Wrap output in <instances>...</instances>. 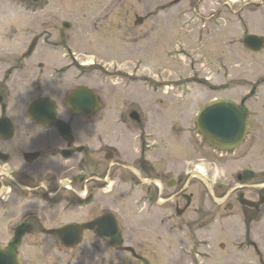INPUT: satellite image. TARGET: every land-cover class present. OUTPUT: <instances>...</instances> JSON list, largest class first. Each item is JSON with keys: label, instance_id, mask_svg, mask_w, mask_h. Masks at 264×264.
Instances as JSON below:
<instances>
[{"label": "rangeland", "instance_id": "rangeland-1", "mask_svg": "<svg viewBox=\"0 0 264 264\" xmlns=\"http://www.w3.org/2000/svg\"><path fill=\"white\" fill-rule=\"evenodd\" d=\"M16 1L11 2L12 23L9 19L6 24L1 18L0 30L11 26L35 34L38 30H59L62 48L74 52L67 55L61 51L62 65L72 58H77L80 69H85L82 64H92L89 70L78 71L76 86L94 90L102 104L89 121L94 125L93 141L96 145L104 139L126 167L120 166L112 179L108 201L92 211L95 216L108 213L116 217L119 243L93 238L88 245L71 250L56 238L26 237L19 250L24 264H229L224 258L229 251L218 249V244L227 242L232 234L224 229L227 223H202L217 214L213 197L221 191L211 189L214 183L224 189L236 188L237 174L253 171L257 179L245 185L247 197L264 186V51L254 54L243 44L249 35L264 38V0H42L30 5L23 16ZM136 17L143 19L142 25H135ZM65 22L72 26L69 31L62 29ZM254 87L258 93L249 98ZM35 91L36 84L32 83L31 93ZM245 98L250 99L245 107L252 116L246 141L228 154L215 151L196 129L197 114L213 101L240 103ZM131 110L146 126V131L135 132L142 133L143 143L148 145L149 134L156 132L158 146L163 152L171 150L175 164L185 160L190 171H197L191 174L195 178L187 181L194 196L189 214L183 219L174 216L170 232L159 230L150 214L138 208L140 198L147 199L151 187L139 188L129 181L122 186L119 181L121 176L125 181L132 175L144 176L131 163L141 147L132 134L126 133L138 124L129 118ZM60 118L82 127V120L72 114L62 112ZM173 173L170 179L178 174ZM36 211L41 215V208ZM51 213L61 216H52L58 220L47 221L44 230L70 223L69 211L59 207ZM19 214L25 213L13 205L0 209L1 246L11 241L20 224ZM177 226L182 229L178 231ZM93 245L99 250L95 258L89 248ZM126 248H132L139 258ZM193 248L197 252L194 255L200 257L188 258L187 263L182 252L189 255Z\"/></svg>", "mask_w": 264, "mask_h": 264}, {"label": "flooded vegetation", "instance_id": "flooded-vegetation-1", "mask_svg": "<svg viewBox=\"0 0 264 264\" xmlns=\"http://www.w3.org/2000/svg\"><path fill=\"white\" fill-rule=\"evenodd\" d=\"M13 1L0 0V20L3 18L6 24L9 19L12 23ZM41 1L16 2L21 4L20 13L23 16L24 12H29L30 5L36 6ZM59 35V30H38L35 34L29 30H13L12 26L0 30V209L6 210L13 205L16 210L20 209V212L25 213L19 214L20 224L13 231L11 241L20 227L23 228L24 239H38L40 235L43 238H56L49 232L66 225L83 227L96 224L106 215H111L102 213L95 216L92 211L96 206L102 208L108 201L112 179L120 166L126 168L124 162H118V158L110 150L112 147L104 144V139L94 144V125L89 121L93 120L98 111L92 117L85 118L69 108L67 102L75 91L80 88L89 89L83 85L76 86L78 71H87L92 64H82L85 69H80L77 58H72L67 59L70 60L68 64L62 65L64 61L59 59L61 51H66L67 55H73L74 52L70 48H62V37ZM32 83L36 84L33 94ZM92 91L99 99L97 93ZM257 93L258 88L252 91V96L249 93L248 97L252 98ZM249 98L243 99L242 102L251 121V113L245 107ZM41 100L45 101L43 112L51 114L54 110L55 122L48 117L45 123L40 124L29 117L31 105ZM62 112L74 115L76 120H82V127H78V123L63 121L60 118ZM133 113L137 112H129V118L132 120ZM139 120L135 126L130 125L135 130L129 129L126 133L132 134L133 141L138 140L141 146L131 163L135 169L143 172L146 178L136 174L126 181V178L121 176L119 181L122 186L128 181L134 182L139 188L149 185L150 195L147 199L140 198L138 208L141 212L150 214L153 225L160 227L159 230L170 232L174 225V216L183 219L189 214L194 196L189 193L191 185L187 181L191 177L195 178V175L191 174L197 171H190L185 160L175 164L171 150L166 149L163 152V147L158 146L160 144L156 132L149 134L148 145L143 143L142 133H135L136 130L146 131V126L140 123V116ZM61 122L69 126L68 136L60 131ZM67 164L68 167L65 166ZM128 170L131 171L130 168ZM173 172L178 174L175 179H170ZM248 173H253L254 177L246 181ZM200 175L204 177L202 173ZM254 179L257 177L253 171H243L236 176L238 187L224 189L218 186L217 182L211 187L213 191H221L220 195L213 197L218 208L217 214L208 217L202 225L227 223L224 229L232 232L226 239L229 243L222 241L218 244V249L223 250V253L229 251L228 255H224L229 264H232L231 261L236 264H264V186L257 187V193L252 197L246 195L248 187L245 185ZM262 184L264 180L261 181ZM115 190L124 192L123 188ZM59 207L63 212H70V223L56 229L44 230L42 226L44 227L47 221L58 220L61 216L51 213ZM39 208L41 215L36 211ZM29 209L33 212L29 213ZM221 209H224V212L219 213ZM177 227L178 231L182 229ZM98 228L94 226L93 229H84L81 243L75 248L83 243L88 245L93 238L107 244L120 242L119 225L117 235L112 238L99 236ZM36 232L41 233L35 234ZM188 247L184 246L186 249ZM89 248L91 257H98L97 247L93 245ZM126 251L135 259L139 258L132 248H126ZM194 252V248L191 250L192 255L190 252L189 255L182 252L181 257L188 263V258L194 259L195 255L200 257V254L194 255Z\"/></svg>", "mask_w": 264, "mask_h": 264}, {"label": "water", "instance_id": "water-1", "mask_svg": "<svg viewBox=\"0 0 264 264\" xmlns=\"http://www.w3.org/2000/svg\"><path fill=\"white\" fill-rule=\"evenodd\" d=\"M142 24L143 19L137 17L135 25ZM70 28V24H63L64 30H70ZM244 45L251 52L259 54L264 50V39L248 36L244 40ZM67 104L71 110L86 117L93 115L101 107L94 93L86 89H80L73 93ZM44 105L45 101H40L30 108V117L37 123H45L48 117L54 121L56 117L54 110L51 114L43 112ZM132 117L139 121L137 114H133ZM195 123L202 137L213 148L223 152L237 150L244 143L250 130V121L246 112L240 105L229 100H218L208 104L199 112ZM59 128L63 135H69L68 125L61 123ZM253 177V173H248L245 180H251ZM94 226L99 227L97 234L105 238L114 237L118 232L117 219L112 215H106L96 224L83 227L68 225L57 230L55 234L65 247L73 248L81 242L84 229H93ZM22 230L23 228H19L16 231L15 239L8 245L7 249L0 246V264H23L17 255V251L23 243L24 234Z\"/></svg>", "mask_w": 264, "mask_h": 264}]
</instances>
